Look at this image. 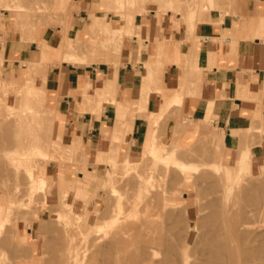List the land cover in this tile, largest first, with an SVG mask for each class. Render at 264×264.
Listing matches in <instances>:
<instances>
[{"label":"rangeland","instance_id":"374dc122","mask_svg":"<svg viewBox=\"0 0 264 264\" xmlns=\"http://www.w3.org/2000/svg\"><path fill=\"white\" fill-rule=\"evenodd\" d=\"M130 1L131 3L127 8L119 7L117 5V0H102L100 5L101 10L112 12L125 19V26L118 29H111L107 19H100L92 16L93 20L96 19V25L85 33H79L78 36L74 38V36L69 37L68 35L72 29L75 14L77 13L76 0H66L67 8L66 10L64 8V12L63 10L60 12L56 0H45V6H43L42 3L36 6L33 4L22 6L18 4L19 2L17 0H0V41L3 43V36L7 32L18 36L22 41H37L40 52L35 54L33 61L28 64L32 66V68L35 67L36 70L41 68V66L48 65L38 63H60L62 61L72 63L77 62L82 65H90L92 62L112 63L115 62L123 51L124 38L126 36L132 38L134 35V29L133 32H128L134 25V19L128 18L139 14H147L150 9L158 7H151V4L159 5L158 10L160 12L167 9H173L174 11L180 12L184 9L189 12L190 15L187 24L190 31L194 27V24L199 21L198 18H196L197 14L210 8L213 9L217 7L215 0H174L177 4V7L175 8L170 5V3H167V0ZM161 2L164 3L163 7L160 6ZM13 4H17L22 12L34 11L40 8L42 13L30 19L29 22L31 23H26V21L28 22V19H23L25 20L23 23V20L19 18V16H16L18 21L16 19L14 21V17L10 12L12 9H9L8 7L10 6V8H12L11 5ZM20 19L22 20V23ZM17 25H24V28L22 27L24 30L19 29L21 27H18ZM46 31L51 33L54 32L55 34H60L64 37L55 46H51L41 38L42 34ZM131 34L133 35L131 36ZM101 35H106V38L102 39ZM1 58L2 57H0V228L2 227V231L0 235V260L2 263L0 262V264H58V261L61 263L62 259V262L66 261L69 264L71 257L68 260V256H70L74 249L78 250L77 252L80 251L78 255L80 258H83V254L85 255L88 252L85 251L87 247H85L86 242L83 236L84 234L82 233L86 232L85 230H89L87 228H89L88 225L91 226L88 224L91 220L93 223L97 222V224L101 225L103 228H99L101 230L96 229L99 230V232L94 230V233L92 232V236L94 237L104 234L103 232H105L106 228V231H109L110 228L119 229V227L124 228L134 224H144L145 222L156 225L157 227L159 225L160 229H162L164 225V230H170L172 233H175H173L174 235L169 233L171 239H176V237L182 239L188 232L191 234L193 233V236L197 237L203 229L205 230L206 225L210 226L216 225V223L219 225L227 223L226 216L228 218V223H240L241 220V222H245L251 226L254 224L251 229L260 228L262 226L263 228H261L264 233V214L262 212L264 206L261 209L264 202V191H262L264 190V188H262L264 187V173L261 174L260 172H255L248 174L247 172H242V170L246 168L247 163L251 161L250 155H248V158L246 159V161H248L247 163L240 161L239 157L234 166H229L224 163L222 151L218 143L209 140V136H205L202 141L196 145L186 148L180 146L177 142H173L168 146H162L159 144L155 135L150 134L149 138L151 141L144 147L141 158L136 160L135 163L128 164L127 161L130 162L129 160H125L126 163H118L117 159H110L103 154H99L96 164L81 165L80 158L83 153L81 145H78L77 141L67 145V141L64 139L63 135L59 134L57 131L55 117L53 115L54 111L49 108L47 104V93L44 82L45 78L42 86L36 84L37 87L34 85L36 83L34 81L35 79L30 78L29 72H31L32 68H28L27 71L21 72L20 78L16 80L14 84L4 83L2 80L3 59ZM33 71L35 72V70ZM27 73H29L28 76L30 79H34L31 80V90H27L31 92L27 94V91H24V94L26 93L27 96L31 97H28V100H30L29 102H33L30 104L28 103V100H20L18 98L20 94L22 95L21 86L26 85L23 84V81H26ZM33 82L35 83L33 84ZM41 88L44 89L42 90V93L41 90L39 93L43 94L42 96L38 95L39 89ZM113 92L114 89L112 84L107 82L103 89L96 90L95 98H90L88 95L85 96L88 98L89 104H100L106 96ZM33 93L42 98L43 104L40 98L39 100L41 104L39 103L38 97L34 96ZM27 96L24 98L27 99ZM20 101L22 102L21 106L23 111L18 110L21 107L19 106ZM36 101L42 107L36 104ZM31 105L37 113L40 111L44 112H40V116L39 114L37 115V113L33 111ZM36 106H39L40 108H37ZM25 107L28 109L30 107L32 111L26 109L27 112H24ZM28 111L35 113V116L32 113L28 114ZM19 112H22L24 115H20ZM31 116L33 117V120ZM151 116L156 120L157 116ZM21 117H24V119L22 120ZM36 118L37 120L35 121ZM26 120L30 124L26 123ZM23 122L25 124H22ZM36 122L40 124L37 125ZM18 123L20 127L16 125ZM31 123H33L34 126H32ZM43 126H45V129ZM46 126H48V129ZM23 130H25V132ZM50 132L51 134H49ZM6 134L7 136H5ZM22 143L24 144L21 145ZM35 144L38 145L41 150L43 148V150L46 151L44 152L42 150V152H40L38 150L40 154H43L44 152V155L40 156L37 150H35ZM36 152L38 154H36ZM26 157H28V159ZM12 158H18L24 162L28 160L26 163H29V167L27 164L26 165L29 172L26 170L25 163H22L23 165L21 164V167L18 166V169L15 168L16 166L12 163ZM114 160L117 162V165ZM176 160H180V167ZM111 161L114 162V164ZM10 163L12 166L9 165L10 167H8V164ZM188 166L195 167L196 169L189 172L192 176V180L185 183L183 181L185 172L184 170L180 171L179 169H181V167L182 169H185V167L188 168ZM24 167L26 169H24ZM127 167L128 169H126ZM236 170L240 171V175L242 174L240 180L238 179L239 175L236 173ZM16 172L19 173L21 177L19 174L16 175ZM26 172H28L29 176ZM4 174H6V176ZM32 174L33 177L37 176L35 179L38 180L45 175V178H43L46 182L44 189H41V191L35 189L36 193L33 192L31 194L30 191H26L33 189V186L31 187L33 184H31V181H34L35 179L32 177L31 180L30 177ZM116 174L117 176H115ZM8 177L12 181H10ZM9 184H11V186ZM228 186H234L233 193L228 190ZM18 187L22 188L19 189ZM5 190L7 192H5ZM18 190H20L19 192L21 194L18 193ZM23 193L25 195L24 197L22 196ZM228 193L231 195L229 194V196H227ZM232 194L234 195L232 196ZM154 196H156V199ZM16 197L18 200H16ZM19 197L21 199H19ZM33 198L35 199L34 202L32 201L34 200ZM109 200H112L111 204ZM29 202L30 204H28ZM223 205L224 207H221ZM235 205L236 207H234ZM217 206L221 208L219 209ZM225 207H228V209ZM223 208H225L228 215ZM155 210L160 211V213L158 211V213H156ZM234 212H237L238 214L236 217H233L235 214ZM260 212H262V214ZM105 215L107 218L110 216L108 220L111 219L112 221L102 219L103 222H101L100 218L105 217ZM145 216L147 218H145ZM215 216L216 218H214ZM221 216L225 217V219H220L219 217ZM114 217L118 219L115 223L113 222ZM150 217L152 218L150 219ZM75 219H78V221ZM156 220L159 221L156 222ZM214 221H216L215 224ZM70 222H72V224ZM98 222H101L102 224ZM255 225H258V227H255ZM51 226L52 228L55 227V229H51ZM44 229L45 231L47 229L48 233L45 232ZM262 229H260L261 232ZM63 231H65V233L67 232V234ZM51 232L56 238L49 234ZM130 232L132 233V230ZM134 233L135 232L132 234ZM68 235L70 237L74 235L73 237L75 238V241L74 238L71 239L72 237H69V239ZM64 236L66 239H64ZM134 239L135 240L133 241L135 242L138 240L136 237H134ZM65 240L66 246L68 244L70 245L69 247L73 248L70 254V251L67 250L69 247L67 246L68 248H66V246H63L65 245ZM68 241L69 243H72V246ZM78 244H80L79 247L81 248L77 246ZM62 248L66 249L64 250ZM60 249H62L64 253L66 252L68 256H64L66 253L64 255L62 252L58 253V250L60 251ZM61 254L63 255V258H61ZM59 255H61V260L58 258ZM71 256H74V254ZM72 263L73 261L70 264Z\"/></svg>","mask_w":264,"mask_h":264},{"label":"crops","instance_id":"0c3cea01","mask_svg":"<svg viewBox=\"0 0 264 264\" xmlns=\"http://www.w3.org/2000/svg\"><path fill=\"white\" fill-rule=\"evenodd\" d=\"M101 3L76 0L69 37L87 32L92 16L107 19L111 29L126 25L119 15L101 10ZM167 3L177 7L174 0ZM215 3L216 8L196 15L199 21L191 31L189 12H160L151 4L158 7L128 18L134 19V35L124 38L115 62L38 63L48 65L29 72L38 86L45 78L57 131L67 145H81V165L96 164L99 154L135 163L150 134L162 146L177 142L186 148L209 136L225 164L234 166L249 154L252 173L259 172L264 162V0ZM63 37L46 31L41 38L55 46ZM3 38L2 80L14 84L40 48L37 41L9 32ZM107 82L114 92L100 104H89L85 95L95 98ZM113 129L120 131L118 140Z\"/></svg>","mask_w":264,"mask_h":264},{"label":"bare ground","instance_id":"6f19581e","mask_svg":"<svg viewBox=\"0 0 264 264\" xmlns=\"http://www.w3.org/2000/svg\"><path fill=\"white\" fill-rule=\"evenodd\" d=\"M19 3L18 4H20V5H22V6H29L30 4H33L34 6H36V5H39L40 3H42L43 4V6H45L46 4H45V0H17ZM117 2H118V6L119 7H128L129 5H130V3H131V1L130 0H117ZM56 4H57V6H58V8L60 9V12L63 10V12H64V8H65V10H66V8H67V4H66V0H56ZM8 6V5H7ZM12 6V8H10V6H8L9 7V9H12V11H10L11 13H12V15H13V17H14V21H15V19H16V16H19V18H21L22 20L23 19H28V22L26 21V23H31V22H29V20L30 19H32L34 16H36V15H40L42 12L40 11V8H38V10H32V11H28V12H22L21 11V8L17 5V4H13V5H11ZM118 6H117V8H118ZM215 6V5H214ZM7 8V7H6ZM120 9V8H119ZM9 11V10H8ZM62 12V13H63ZM0 19H1V17H0ZM20 19V20H21ZM17 21H18V19H16ZM22 20H21V23H22ZM25 20H23V23H24V21ZM2 22H3V20H2ZM25 23V24H26ZM24 24V25H25ZM24 25L23 26H18V27H21V28H19V29H22V30H24L23 28H24ZM96 25V19H94L93 20V24L91 25V26H89V28H88V30H91L94 26ZM23 27V28H22ZM133 29H134V25L130 28V30L128 31L129 33H131V32H133ZM26 32V31H25ZM133 34H131V36H132ZM139 38V37H138ZM137 38V39H138ZM139 40V39H138ZM137 41V40H136ZM140 41H142V39L140 40ZM139 41V42H140ZM138 42V41H137ZM138 42V43H139ZM143 43V42H142ZM140 45V44H139ZM140 47V46H139ZM138 50H139V48H138ZM2 53V52H1ZM2 59V58H1ZM2 63V62H1ZM1 66V65H0ZM28 67H29V69H31L32 68V66H30V65H28ZM33 70H35V72H37V70L35 69V67H33L32 68V70H31V72L33 71ZM34 72V71H33ZM34 72V73H35ZM149 73V72H148ZM28 74L29 73H27V76H26V81H23V84H26L25 86H21V88H22V95L20 94L19 96H18V98L20 99V100H28L29 98H31V97H29V96H27L26 95V93L24 94V91H27V90H31L30 88L32 87V86H30L32 83V81L31 80H34V79H30L29 78V76H28ZM147 74V73H146ZM147 76H149L148 74H147ZM143 77V76H142ZM145 78H147L146 76H145ZM142 80H145L144 79V77L142 78ZM35 81V80H34ZM36 82V81H35ZM35 82H33V84L35 83ZM45 82V81H44ZM43 82V83H44ZM34 85H36V83L34 84ZM33 85V86H34ZM37 86V85H36ZM38 87V86H37ZM34 88H35V86H34ZM40 88V87H39ZM37 89V88H36ZM40 90H41V93H42V90H44V89H39V92H38V95H40V96H42L43 94H39L40 93ZM32 91H33V89H32ZM29 92H31V91H27V94H29ZM34 94V93H33ZM27 96V99H25L24 97H26ZM31 96V95H30ZM33 96V95H32ZM34 96H36V97H38V101H39V103H40V100H41V102H42V98H40L39 96H37V95H35L34 94ZM34 96H33V98H34ZM29 97V98H28ZM33 98H32V100H33ZM39 98H40V100H39ZM37 99V98H36ZM30 100H28V103L30 104V103H33V102H29ZM44 101V100H43ZM35 102V101H34ZM36 104H38L37 103V101H36ZM36 104H34V105H36ZM41 104V103H40ZM40 104H38L39 106H40ZM42 104H43V102H42ZM22 105V102L20 101V104H19V106H21ZM26 105V104H25ZM36 106L37 108H40V107H42V106ZM14 107V106H13ZM31 107H32V109H33V106L31 105ZM44 107V106H43ZM7 108V107H6ZM11 108H12V106H11ZM45 108V107H44ZM44 108H43V110H44ZM9 109H10V107H9ZM26 109L27 110H31L30 109V107H29V109L27 108V107H25V111L24 112H27L26 111ZM42 109V108H41ZM18 110H20V111H23L22 110V106L18 109ZM35 110H37V109H35ZM47 110V109H46ZM13 111V110H12ZM32 111V110H31ZM33 111H34V109H33ZM40 111V110H39ZM35 113H37L36 111H34ZM41 112V111H40ZM40 112H38L37 113V115L39 114V116H40ZM42 112H44V111H42ZM41 112V113H42ZM20 113V112H19ZM29 113H32V112H29L28 111V114ZM35 113H32V114H34V116H35ZM46 113V112H45ZM32 114H30V115H32ZM16 115V114H15ZM20 115H24V114H22V112L20 113ZM30 115H27V116H30ZM18 116V115H17ZM33 116V115H32ZM31 116V117H32ZM13 117V116H12ZM20 117V116H19ZM26 117V116H25ZM37 117V116H36ZM10 118V117H9ZM14 118V117H13ZM12 118V119H13ZM22 118V120L24 119V117H21ZM20 118V119H21ZM38 118V117H37ZM37 118L35 119V121L37 120ZM41 118V117H40ZM39 118V119H40ZM94 118V117H93ZM11 119V118H10ZM31 119V118H30ZM43 119V118H42ZM18 120V119H17ZM28 120V119H27ZM26 120V121H27ZM32 120H33V117H32ZM41 120V119H40ZM45 120V119H44ZM10 121V120H9ZM21 121V120H20ZM19 121V122H20ZM39 121V120H38ZM121 121H124V120H120L119 122H121ZM31 122V121H30ZM125 122V121H124ZM8 123V122H7ZM26 123H28V124H30L28 121L26 122ZM33 123H34V121H33ZM33 123H31L32 124V126H34L33 125ZM37 123V122H36ZM41 123H42V121H41ZM94 123V122H93ZM92 123V124H93ZM5 124V123H4ZM22 124H25L24 122L22 123ZM21 124V125H22ZM35 124V123H34ZM38 124H40V123H37V125ZM48 124V123H47ZM51 124V123H50ZM50 124H49V126H50ZM16 125H18L19 126V123L18 124H16ZM46 125V124H45ZM123 125V123L121 124V127H124V126H122ZM127 125V124H126ZM129 125V124H128ZM1 126V125H0ZM4 126V125H3ZM24 126V125H23ZM26 126V125H25ZM28 126H30V125H28ZM11 127V126H10ZM20 127V126H19ZM39 127V126H38ZM44 127V129H45V126H43ZM126 127H128V126H126ZM3 128V127H2ZM5 128V127H4ZM9 128V127H8ZM33 128V127H32ZM40 128H41V126H40ZM39 128V129H40ZM46 128L48 129V126H46ZM43 129V128H42ZM122 129V128H121ZM6 130V129H5ZM9 130V129H8ZM22 130V129H21ZM36 130V129H35ZM124 130H125V128H124ZM127 130V129H126ZM7 131V130H6ZM5 131V132H6ZM10 131V130H9ZM13 131V130H12ZM24 132H25V130H23ZM27 131V130H26ZM115 131V133H114V135H113V139L114 140H118L119 139V137H120V135H119V133L118 132H120V131H118V130H115V129H113V132ZM133 131V130H132ZM131 131V132H132ZM28 132V131H27ZM38 132H42V131H38ZM122 132H124L123 130H122ZM121 132V133H122ZM129 132V131H128ZM8 133V132H7ZM127 133V132H126ZM36 134V133H35ZM49 134H51V132L49 133ZM125 134V133H124ZM29 135V134H28ZM123 135V134H122ZM121 135V136H122ZM5 136H7V134L5 135ZM15 136H17V135H15ZM24 136V135H23ZM1 137V136H0ZM31 137V136H30ZM46 137V136H45ZM47 137H49V136H47ZM123 137V136H122ZM19 138V137H18ZM36 138V137H35ZM20 139V138H19ZM39 139V138H38ZM41 139V138H40ZM11 140V139H10ZM15 140H17V139H15ZM147 141H146V143H145V146H147L148 144H149V142L151 141V139L148 137V139H146ZM4 141V140H3ZM26 141V140H25ZM38 141V140H37ZM48 141V140H47ZM130 141V140H129ZM132 141V140H131ZM33 142V141H32ZM39 142V141H38ZM119 142V141H118ZM2 143V142H1ZM15 144V143H14ZM24 143H22L21 145H23ZM38 145H39V143H37ZM34 145V148H35V150H37V152H38V150L40 151V152H42V150H43V148H42V150H41V148L40 147H42L41 145ZM6 146V145H5ZM27 146V145H26ZM248 146V145H247ZM248 150V149H247ZM246 150V151H247ZM44 151V150H43ZM6 152V151H5ZM4 152V153H5ZM10 152V151H9ZM36 152V154H38ZM44 152H46V151H44ZM44 152H43V154L41 153H39L40 154V156L41 155H44ZM247 153H249L248 151H247ZM5 154H7V153H5ZM11 154V153H10ZM24 154V153H23ZM46 154V153H45ZM1 155V154H0ZM123 155V154H122ZM248 155L249 154H242L241 156H240V161H242V162H248V161H246V159L248 158ZM11 156V155H10ZM39 156V155H38ZM15 157V156H14ZM17 157V156H16ZM10 158V157H9ZM27 159H28V157H26ZM125 158V157H124ZM3 159V158H2ZM111 159V158H110ZM112 159H117V158H112ZM126 159V158H125ZM128 159V158H127ZM127 159H126V161H127ZM9 160V159H8ZM11 160V159H10ZM26 160V159H25ZM6 161V160H5ZM28 161V160H27ZM27 161H23V160H20V159H13L12 158V163L14 164V166H16L15 168H19V167H21L24 163H25V165L27 164L28 165V167H29V163H26ZM113 161V160H112ZM111 161V162H112ZM124 161V160H123ZM126 161H125V163H126ZM177 161V160H176ZM176 161H175V164H176ZM180 161V160H179ZM179 161H177V164H179V167H180V163H179ZM8 162V161H7ZM110 162V163H111ZM114 162H115V164L117 163L115 160H114ZM114 162H112L113 164H114ZM251 162L252 161H250V162H248L247 163V165H246V168L245 169H243L242 170V172H247L248 174H251L252 173V167H251ZM6 163V162H5ZM23 163V164H22ZM127 163L128 164H132V163H130V162H128L127 161ZM137 163V162H136ZM22 164V165H21ZM2 165V164H1ZM12 166L11 165V163L10 164H8V167H10V166ZM27 165H26V168H27ZM117 165V164H116ZM19 166V167H18ZM127 166V165H126ZM125 166V167H126ZM118 167V166H117ZM154 167V166H153ZM178 167V166H177ZM176 167V168H177ZM11 168H14V167H11ZM23 168V167H22ZM25 167H24V169H26ZM41 168H43V167H41ZM113 168V167H112ZM155 168V167H154ZM184 168V167H183ZM5 169V168H4ZM7 169V168H6ZM17 169H16V171H17ZM126 169H128V167L126 168ZM125 169V170H126ZM151 169V168H150ZM153 169V168H152ZM168 169V168H167ZM172 169V168H171ZM179 169V168H178ZM194 169H196L195 167H191V166H188V168L187 167H185V169H182V167H181V169H179L180 171L182 170H184V172H185V175H184V179H183V181L185 182V183H188V182H190L191 180H192V176L190 175V171H192V170H194ZM15 170V169H14ZM28 172H29V170H28V168L26 169ZM156 170V169H155ZM169 170V169H168ZM258 170H259V172L261 173V174H263L264 173V162H262L260 165H259V167H258ZM32 171V170H31ZM42 171V170H41ZM157 171H158V169H157ZM163 171V170H162ZM14 172V171H13ZM28 172H26L27 174H28ZM128 172V171H127ZM153 172V171H152ZM169 172V171H168ZM5 173V172H4ZM17 173V172H16ZM21 173V172H20ZM32 173V172H31ZM39 173H40V171H39ZM44 173H45V171H44ZM43 173V174H44ZM130 173V172H129ZM236 173L239 175H237L238 176V179L240 180L241 179V176H242V174L240 175V171L238 170H236ZM19 173H17L16 175H18ZM22 174V173H21ZM24 174V173H23ZM34 174V173H33ZM33 174L31 175V180H32V177H33ZM41 174V173H40ZM154 174H156V173H154ZM186 174H189V175H186ZM3 175V174H2ZM5 176H6V174H4ZM20 175V174H19ZM39 175V174H38ZM111 175V174H110ZM177 175H179V174H177ZM28 176H29V174H28ZM115 176H117V174L115 175ZM114 176V177H115ZM15 177V176H14ZM20 177H21V175H20ZM27 177V176H26ZM43 177L45 178V175H43ZM40 178L39 180L38 179H35V178H37V176L36 177H33L35 180L32 182L31 181V187L33 188V189H30V190H25L26 192H28V191H30V193L32 194L33 192H35L36 190H38L39 189V191H41V189H44L45 188V179L44 178ZM142 177V176H141ZM251 177V176H250ZM4 178H6V177H4ZM11 178V177H10ZM17 178V177H16ZM111 178V177H110ZM180 178V177H179ZM8 179H9V177H8ZM18 179V178H17ZM116 179V178H115ZM4 180V179H3ZM2 180V181H3ZM10 180V179H9ZM112 180V179H111ZM262 180V179H261ZM10 181H12V180H10ZM18 181H19V179H18ZM139 181V180H138ZM180 181V180H179ZM16 182H17V180H16ZM16 182H13V183H16ZM20 182V181H19ZM29 182H30V179H29ZM28 182V183H29ZM240 182V181H239ZM23 183V182H22ZM123 183V182H122ZM140 183H141V180H140ZM139 183V184H140ZM118 184V183H117ZM129 184H131V183H129ZM129 184H126V185H129ZM264 184V183H263ZM3 185V184H2ZM10 186H11V184H9ZM15 185V184H14ZM17 185V184H16ZM135 185V184H134ZM147 185V184H146ZM9 186V187H10ZM21 186V185H20ZM153 186V185H152ZM6 187V186H5ZM17 187V186H16ZM22 187H24V186H22ZM21 187V188H22ZM128 187V186H127ZM130 187V186H129ZM133 187V186H132ZM262 187V186H261ZM4 188V187H3ZM19 188V187H18ZM21 188H19V189H21ZM47 188V187H46ZM143 188V187H142ZM262 188H264V187H262ZM6 189H7V187H6ZM17 189V188H16ZM36 189V190H35ZM50 189V188H49ZM144 189V188H143ZM9 190V189H8ZM14 190V189H13ZM122 190V189H121ZM228 190L230 191V192H232L233 193V190H234V186H228ZM236 190V189H235ZM244 190H245V188H244ZM258 190V189H257ZM20 190H18V193H20L19 192ZM112 191H113V189H112ZM116 191V190H115ZM228 191V192H229ZM258 191H260V190H258ZM262 191H264V190H262ZM5 192H7L6 190H5ZM10 192V191H9ZM16 192V191H15ZM26 192H25V194H26ZM38 192V191H37ZM149 192V191H148ZM147 192V193H148ZM151 192V191H150ZM176 192V191H175ZM249 192V191H248ZM29 193V194H30ZM36 193V192H35ZM10 194V193H9ZM12 194V193H11ZM21 194V193H20ZM122 194V193H121ZM229 194L230 193H228V195L227 196H229ZM258 194V193H257ZM231 195V194H230ZM234 194H232V196H233ZM239 195V194H238ZM251 195V194H250ZM14 196V195H13ZM17 196H18V194H17ZM23 197L25 196L24 195V193H23V195H22ZM31 196V195H30ZM34 196V195H33ZM246 196V195H245ZM263 196V195H262ZM11 197V196H10ZM22 197V198H23ZM155 197V199H156V196H154ZM240 197V196H239ZM17 198V197H16ZM29 198V197H28ZM42 198V197H41ZM232 198V197H231ZM235 198V197H234ZM15 199V198H14ZM19 199H21L20 197H19ZM24 199V198H23ZM34 199V198H33ZM44 199V198H43ZM115 199V198H114ZM257 199H259V198H257ZM16 200H18V198L16 199ZM30 200V199H29ZM122 200V199H121ZM143 200V199H142ZM247 200V199H246ZM20 201V200H19ZM33 202L35 201V199L34 200H32ZM111 201L112 200H109V202H110V204H111ZM145 201V200H144ZM255 201V200H254ZM259 201V200H258ZM28 202V201H27ZM31 202V201H30ZM30 202L28 203V204H30ZM107 202V201H106ZM155 202V201H154ZM260 202V201H259ZM253 203V202H252ZM109 204V203H108ZM168 204V203H167ZM262 204V203H261ZM165 205H166V203H165ZM109 206V205H108ZM252 206V205H251ZM261 206V205H260ZM263 206H264V202H263V204H262V206H261V209L263 208ZM33 207H34V205H33ZM37 207V206H36ZM217 207H219V206H217ZM221 207H224V205L223 206H221ZM221 207H219V209L221 208ZM231 207V206H230ZM234 207H236V205L234 206ZM250 207V206H249ZM254 207V206H253ZM86 208V207H85ZM226 208V207H225ZM225 208H223L224 209V211H225ZM29 209H30V207H29ZM145 209V208H144ZM155 209V208H154ZM153 209V210H154ZM222 209V210H223ZM226 209H228V207L226 208ZM231 209V208H230ZM233 209V208H232ZM241 209V208H240ZM257 209V208H256ZM137 210V209H136ZM222 210H220V211H222ZM250 210V209H249ZM30 211H32V210H30ZM156 211V210H155ZM158 211V210H157ZM156 211V213H160V211H158L157 212ZM223 211V212H224ZM229 211V210H228ZM235 211H236V209H235ZM251 211V210H250ZM249 211V212H250ZM260 211H262V210H260ZM48 212V211H47ZM46 212V213H47ZM107 212V211H106ZM115 212H117V211H115ZM135 212V211H134ZM226 212V214H227V211H225ZM230 212V211H229ZM238 212V211H237ZM237 212L233 215V217L235 216H237L238 214H237ZM245 212V211H244ZM255 212V211H254ZM263 212V214H264V210L262 211ZM262 212H260L261 214H262ZM231 213H233V212H231ZM246 213V212H245ZM252 213V212H251ZM250 213V214H251ZM103 214H105V213H103ZM108 214V213H107ZM106 214V215H107ZM147 214V213H146ZM153 214V213H152ZM247 214V213H246ZM105 215V217H102V218H100L101 219V222H103V220H108V218L110 217H108L107 218V216ZM155 215V214H154ZM224 215V214H223ZM228 215V214H227ZM89 216V215H88ZM113 216H115V215H113ZM117 216V215H116ZM211 216V215H210ZM225 216V215H224ZM230 216V215H229ZM249 216V215H248ZM259 216V215H258ZM257 216V217H258ZM51 217V216H50ZM73 217H74V215H73ZM79 217H81V216H79ZM91 217V216H90ZM153 217V216H152ZM152 217H150V219L152 218ZM167 217V216H166ZM213 217V216H212ZM223 216H221V217H219L220 219H225V217H223ZM99 218V217H98ZM111 218H112V216H111ZM145 218H147L146 216H145ZM169 218V217H168ZM214 218H216V216L214 217ZM219 218H217V219H219ZM103 219V220H102ZM114 220H113V222L115 223L116 222V220H118V219H116V217H114L113 218ZM120 219V218H119ZM155 219V218H154ZM164 219V218H163ZM208 219V218H207ZM213 219V218H212ZM252 219V218H251ZM71 220V219H70ZM76 221H78V219H75ZM128 220V219H127ZM214 220V219H213ZM212 220V221H213ZM81 221H82V219H81ZM108 221H112L111 219L110 220H108ZM155 221V220H154ZM157 221H159V220H156V222ZM226 221H227V223H225V222H223V223H225V224H218V223H216V225H206V227H205V230L203 229V231L196 237H194L193 236V233L191 234V233H187V234H185L186 236L184 237V238H182V239H179V238H177L176 236V239H171L170 238V234L169 233H171V234H173L170 230H164V225H163V227H162V229H160V226L158 225V227L156 226V225H152L151 223H147V222H145L144 224H134V225H131V226H126V227H124V228H121V227H119V229L118 228H114V229H112V228H110L109 229V231L107 230L106 231V229H105V232H103L104 234H100L99 236H97V237H94V236H92L93 235V233H94V230H96V229H99V228H101V229H103L102 227H101V225H99V224H97V222L96 223H93V221L91 220V222L90 223H88V224H90L91 226H89L88 225V227L89 228H87V229H89V230H85L86 232H83L82 234H84L83 236H84V238H85V244L87 245H85V247H87L86 249H85V251H87L88 253L87 254H83V258H80L79 257V253H80V251L79 252H77L78 250H73V248H71V247H69L70 245H68L67 244V246L69 247V249H67V250H69L70 252H69V254L71 253V251L73 250V252L70 254V256H68V254L66 255L65 253H64V251L62 250V249H64V248H62V249H60V251L58 250V253L59 252H62V254L64 255V256H68L69 258H68V260L70 259V257H71V260H70V262H69V264L73 261V263L74 264H264V233H263V227L261 228L260 226V228H255V229H251L252 227H253V225L251 226V225H249V224H247V223H245V222H241V220H240V223L238 222H231V223H228V218H227V216H226ZM75 222V221H74ZM101 222H98V223H101ZM107 222V221H106ZM150 222V221H149ZM215 222L216 221H214V224H215ZM255 222V221H254ZM44 223V222H43ZM71 224H72V222H70ZM69 223V224H70ZM92 223V224H91ZM120 223V222H119ZM118 223V224H119ZM155 223V222H154ZM163 223V222H162ZM41 224H42V222H41ZM40 224V225H41ZM49 224V223H48ZM54 224V223H53ZM59 224V223H58ZM63 224V223H62ZM67 224V223H66ZM102 224V223H101ZM47 225V224H46ZM45 225V226H46ZM104 225H105V223H104ZM160 225H161V223H160ZM259 225V224H258ZM258 225L256 226L255 225V227H258ZM263 225V224H262ZM42 226H43V224H42ZM56 226V225H55ZM82 226V225H81ZM120 226V225H119ZM251 226V227H250ZM64 227V226H63ZM77 227H78V224H77ZM83 227V226H82ZM42 228V227H41ZM44 228V227H43ZM45 228H47V227H45ZM51 229H55V227H53L52 228V226L50 227ZM121 228V229H120ZM169 228V227H168ZM50 229V230H51ZM63 229H65V228H63ZM81 229V228H80ZM101 229H99V230H101ZM112 229V230H111ZM260 229H262V232L260 231ZM66 230V229H65ZM99 230H96V231H98L99 232ZM132 230V233L133 232H135L134 234H132L130 231ZM1 231H2V227L0 228V235H1ZM42 231V230H41ZM40 231V232H41ZM44 231H45V229H44ZM53 231V230H52ZM67 231V230H66ZM95 231V232H96ZM45 232H47V229H46V231ZM64 233H65V231H63ZM93 232V233H92ZM101 232V233H102ZM191 232V231H190ZM48 233V232H47ZM55 233V232H54ZM63 233V234H64ZM92 233V234H91ZM6 234V233H5ZM43 234V233H42ZM49 234H51L52 235V232L51 233H49ZM65 234H67V232L65 233ZM82 234H80V235H82ZM175 234V233H174ZM173 234V235H174ZM4 235V234H3ZM2 235V236H3ZM7 235V234H6ZM133 235H134V237H136V238H138V240L135 242V241H133V240H135L134 239V237H133ZM9 236V235H8ZM12 236V235H11ZM53 236V235H52ZM74 236V235H73ZM73 236H69L68 235V238L70 237L71 239H73L74 237ZM48 237H50V236H48ZM54 238H56L55 236H53ZM76 237V236H75ZM77 237H78V235H77ZM76 237V238H77ZM93 237V238H92ZM132 237V238H131ZM180 237V236H179ZM182 237V236H181ZM10 238V237H9ZM53 238V239H54ZM69 238V239H70ZM49 239V238H48ZM47 239V240H48ZM64 239H66L65 238V236H64ZM9 240V239H8ZM71 241V240H70ZM74 241H75V238H74ZM74 241H72V242H74ZM83 241V240H82ZM2 242V241H1ZM66 242V240L64 241V243ZM3 243V242H2ZM51 243V242H50ZM49 243V244H50ZM61 243V242H60ZM68 243H69V241H68ZM81 243V242H80ZM4 244V243H3ZM69 244H71V246H72V243H69ZM2 245V244H1ZM48 246V245H47ZM64 247L66 246V243H65V245H63ZM66 246V248H68ZM78 247L80 246V244H78L77 245ZM65 248V249H66ZM70 248H71V250H70ZM77 248V247H76ZM79 248H81V247H79ZM78 248V249H79ZM64 249V250H65ZM80 250V249H79ZM84 250V249H83ZM84 253V252H83ZM55 254V253H54ZM61 254V255H62ZM74 254V256H71V255H73ZM61 255H59V257L58 258H60V256ZM63 255L61 256V258H63ZM56 256H58V255H56ZM55 258V257H54ZM61 258H60V260H61ZM63 260V259H62ZM62 260H61V263H60V261H58L59 263L58 264H68V262H62ZM96 260V261H95ZM53 261V260H52ZM0 262H1V260H0ZM2 263V262H1ZM45 263V262H44ZM46 263H48V262H46ZM54 263V262H53ZM72 263V264H73Z\"/></svg>","mask_w":264,"mask_h":264}]
</instances>
